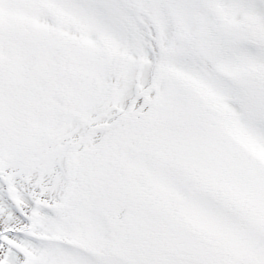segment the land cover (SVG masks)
I'll return each instance as SVG.
<instances>
[{
    "label": "bare ground",
    "instance_id": "6f19581e",
    "mask_svg": "<svg viewBox=\"0 0 264 264\" xmlns=\"http://www.w3.org/2000/svg\"><path fill=\"white\" fill-rule=\"evenodd\" d=\"M92 1L93 32L82 43L73 29L52 37L66 72L78 75L70 74L62 106L46 99L48 74L30 70L14 80L12 74L27 68L29 59L1 69L12 71L0 88V190L13 218L0 223V259L6 254L5 264H22L27 256L32 261L25 264H264V162L240 143L248 135L264 148V0H215L216 7L196 0ZM6 2L0 0V10ZM12 3L41 11L37 1ZM155 11L158 18L148 25L141 20ZM174 11L183 19L181 36L172 30ZM155 23L172 39V50L159 47L161 36L153 38L160 29ZM65 45L73 49L64 54ZM134 57L138 67L131 71ZM211 59L225 78L211 69ZM54 110L67 120L80 118L71 127L68 121L64 141L54 139ZM218 111L237 119L213 116ZM226 123L247 134L232 138ZM15 124L21 131L32 127L20 134ZM37 131L49 144L37 142ZM221 138L225 143L217 145ZM14 160L25 165L23 173ZM206 184L217 202L232 193L230 213L210 204L201 190Z\"/></svg>",
    "mask_w": 264,
    "mask_h": 264
},
{
    "label": "rangeland",
    "instance_id": "374dc122",
    "mask_svg": "<svg viewBox=\"0 0 264 264\" xmlns=\"http://www.w3.org/2000/svg\"><path fill=\"white\" fill-rule=\"evenodd\" d=\"M4 1H7L6 3L8 4L9 7L5 5V7L1 8V10H0L1 11L0 12V84L2 83V86H0V88L8 85V81L6 80V78L8 76H10V74L12 73L11 70L3 72L1 70L2 67L4 65L10 66L12 64V67L15 68L16 64L19 65L18 62H20L21 59H24L26 62L30 61V64L28 63L29 65L27 68H26L27 64L23 65L21 70L15 72L16 75L12 74L13 78H14V76H16V78H14V80H17L20 82V80H23V78L26 77V74L27 73L30 74L31 71L38 72L39 73V75L37 74L38 76H40V75L46 76V74H48L49 76H47V77H51V79L50 80L46 79L47 83L48 82L50 83L49 84L50 86L47 88V91H46V99L47 100L50 99V102L55 107H57L58 104L61 105V103L66 98V95L68 94V87L66 85L72 81V78H71L72 76L77 77L78 75L77 74L72 75L71 74L72 72H69V71L66 72L65 69H67V66H64L61 62V59H62L61 56H63V55L57 56L59 49H60L59 48L60 46L58 45L57 40L53 39L52 37L57 38L62 33L63 29H65V28L67 29V31L69 33H71L72 29L74 32H75V30L78 31V29L76 28L77 24L80 27L84 26L86 24L87 25L93 24L94 23L93 15L90 13L93 10V8H91L93 1L90 0V2L88 3L87 0H42V1L41 0H32V2L37 1L38 5L41 3L40 4L41 5V7H40L41 11H39L38 13H35V14H34L33 10L32 11H30L29 9L26 10V6L23 7L22 5H19V4L14 5L12 3V0L11 1L10 0H4ZM26 1L31 2V0H26ZM81 2H82V4L79 5ZM83 3H85V4H83ZM155 5L158 8V4H155ZM46 6L48 7V9H50L51 7H54V9H57L60 12V13L57 12L58 13L57 16L60 15V18L55 19L54 17H51L48 13V10H47V12H45L44 9ZM92 7H93V5H92ZM187 11L189 13V9ZM167 16H169V12L167 13ZM190 16H191V14H190ZM88 23H90V24H88ZM73 24H74V27H73ZM32 25H35V27H36L35 30H32V28H31ZM193 25H194V23H193ZM194 26H193V28H194ZM37 27H39L38 30H40L42 32L39 35H37L38 34ZM100 29H101V27H99L97 25V29L94 31L95 35H94L93 40L91 41L92 42L91 44L97 45L96 38H97V34L100 31ZM36 30H37V34L35 33L36 36H34V35L32 36L31 32H32V34H34V31L36 32ZM73 31H72V33H73ZM92 32H93V27H92ZM187 32L191 33V29H189ZM168 39H169V37H167V40ZM112 40L114 41L115 39L112 38ZM103 43H104V41L102 42V44ZM7 45H10V46H7ZM147 48H145L146 53H148L147 51L149 50V48L148 49ZM69 49H73V47H70L69 45H65L63 48L64 54L66 53V51L68 52ZM181 50H183V49L181 48ZM128 52H129V48H128V46H126L125 47V55ZM61 54H63V51ZM148 54L150 55L152 53L149 52ZM144 56H146V54ZM126 57H127V55H126ZM126 57H123V58H125L124 59L125 62L127 61ZM56 58L59 59L58 61L61 63L60 65L57 64L58 62L56 61ZM135 58L136 57H134V59L132 61H129V69L131 71L135 70V65H137V67H138V61H136ZM138 59L142 60V59H140V57ZM55 61H56V66L54 65ZM77 64H78V62H77ZM126 64H127V62H126ZM72 65L74 66V63ZM50 66H52L53 68L49 69ZM121 70L119 71V75H118L119 77L121 76ZM239 70H241V69H239ZM60 72H62V73H60ZM37 75H33L34 79L37 77ZM79 77H81V76H79ZM106 81H107V79L105 78V81L103 83L104 85L107 83ZM180 83H183L186 85L185 80L180 81ZM9 88H10V84H9ZM20 89L23 90L22 88H20ZM21 90H20V93H23ZM28 91H30L29 88L26 89V93H28ZM117 91H118V89L116 90V92ZM121 92H124V91H121ZM43 93H45V89H44ZM117 93H119V92H117ZM33 94H35V92ZM119 94H120L119 97L123 96V93L122 94L119 93ZM200 94H201V92H200ZM26 95H24V96H26ZM96 95H98V93H96ZM96 95H95V97H97ZM10 96H12L13 98L17 97L15 95V92L10 94ZM100 97L102 99H104V97L106 98V96H100ZM36 99H37V96L35 95L33 100H36ZM178 105H181V103H178ZM20 111L21 110H17L16 113H18ZM22 115H23V119H24L25 118L24 114H22ZM51 115H52V118L54 119V121L56 122V125L59 128L58 129V135L54 136V139L57 137L58 138H62V137L66 138L68 135H70V133H68L69 131H67V129H69V127H71L73 124L80 122V118L77 119V118L72 117L71 120H67L68 117H65L64 115L59 114V111H57V110H54L51 113ZM211 115H209L208 117H210ZM213 116L216 117L217 115L214 113ZM208 117L206 116V118H208ZM212 117H211V119H212ZM37 121L38 120L33 122L32 125H38L39 123H37ZM68 121H71V125H69V127L67 124ZM18 125H19V128L17 129V131L20 132V134H22L25 129H26V131L24 134H27L29 127H32V126H27L24 128V130L21 131L20 129L22 126L20 124H15V126H18ZM225 125L229 126V124H227V123ZM35 134H37L35 137L37 142L41 140V141H43L41 143L49 144L48 142H44L45 138H46L45 133L41 134L37 131ZM230 136L235 139V136H232V135H230ZM35 138H34V141H36ZM63 138H62V141L65 140V138L64 139ZM72 139H74V137ZM18 140L21 141V139H18ZM225 140L221 138L220 140L217 141V145H221L222 143H225ZM41 145H43V144H41ZM62 145H63V143H62ZM57 146H61V145H57ZM16 161L17 160H14V162H13V164L15 166V170L23 173L25 165L20 167L19 164H21V163L19 161V163L17 162L18 165L16 166V164H15ZM19 168H22V170H19ZM107 170L109 171V167H107ZM35 173L32 176L33 178L37 176ZM19 176H20L19 177V180H20V178H22V174L21 175L19 174ZM108 177L109 176H107L106 178H108ZM136 182L140 183L139 181H136ZM93 185H94L93 190H95L96 189V187H95L96 183L93 182ZM136 188H138L137 191L140 192V187H136ZM210 189L211 188L208 184H206V187L201 189V190H204V192H206L208 194V200L209 199L212 200L210 202V204H212L213 206L220 207V211L223 214L227 215V213H230L231 208H229V205H228L230 203L228 196H230L232 193L230 192V195H229V192H228V195L225 194L224 198L223 199L220 198L219 202H217L218 200L216 201L215 197H212L213 195L210 196V194L212 193V190H210ZM96 191H98V190L96 189ZM235 193H238V192H235ZM90 195H92V194H89V197H90ZM130 195H132V193ZM153 196H156V195L153 194ZM232 197L235 199L236 197H239V196H238V194H236V195L233 194ZM202 198L203 197H201L200 199H202ZM98 199L99 200H97V201L99 203H101V200L104 199V196L100 193V196ZM110 200H113V199L110 198ZM26 201H30V200L26 199ZM92 201L93 200H90L89 202H92ZM248 202L249 201H246L243 203V205L242 204H240V205H242L243 207H246L245 205H247ZM131 203H132V200H131ZM238 203H240V202H238ZM4 205H5V203L3 201V192L0 190V209L3 211V213L0 212V223H3V221H5V220H9V218H8L9 215L13 218V216H12L13 215V209L9 208V210H7L6 207H4ZM240 205H237V207L239 208ZM133 206H134V203H133ZM140 209H141V207L138 206L137 210H140ZM261 210H262V208L260 209V211ZM261 217H263V215H260L256 221H258ZM120 219L122 220V218H120ZM236 224L238 226H240V225L242 226L241 222L236 223ZM252 228L254 230H256L257 227L255 228L253 226V227H251V230H252Z\"/></svg>",
    "mask_w": 264,
    "mask_h": 264
},
{
    "label": "water",
    "instance_id": "95a60500",
    "mask_svg": "<svg viewBox=\"0 0 264 264\" xmlns=\"http://www.w3.org/2000/svg\"><path fill=\"white\" fill-rule=\"evenodd\" d=\"M210 7H212V4L210 3V5H209Z\"/></svg>",
    "mask_w": 264,
    "mask_h": 264
}]
</instances>
